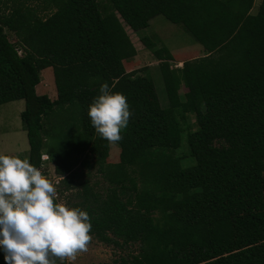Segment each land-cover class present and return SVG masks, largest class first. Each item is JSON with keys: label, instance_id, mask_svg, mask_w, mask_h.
Masks as SVG:
<instances>
[{"label": "trees", "instance_id": "obj_1", "mask_svg": "<svg viewBox=\"0 0 264 264\" xmlns=\"http://www.w3.org/2000/svg\"><path fill=\"white\" fill-rule=\"evenodd\" d=\"M253 3L0 0V104L24 100L27 158L38 168L42 153L54 158L57 190H72V207L89 213L92 237L138 245L96 264H264V0L255 13ZM157 15L181 25L204 51L171 68L167 47L140 38L160 60L166 108L153 81L123 63L136 55L125 27L146 28ZM47 67L55 99L36 92ZM105 82L133 113L113 163L110 143L88 116ZM186 113L199 131L184 132L177 115ZM184 140L189 166L175 153ZM93 168L108 183L103 192L89 184ZM0 264H7L2 247Z\"/></svg>", "mask_w": 264, "mask_h": 264}, {"label": "clouds", "instance_id": "obj_2", "mask_svg": "<svg viewBox=\"0 0 264 264\" xmlns=\"http://www.w3.org/2000/svg\"><path fill=\"white\" fill-rule=\"evenodd\" d=\"M132 115L127 97L107 82L88 109L93 128L109 143L123 139ZM57 201L56 185L29 158L0 154V247L7 264H63L88 251L89 213Z\"/></svg>", "mask_w": 264, "mask_h": 264}, {"label": "rangeland", "instance_id": "obj_3", "mask_svg": "<svg viewBox=\"0 0 264 264\" xmlns=\"http://www.w3.org/2000/svg\"><path fill=\"white\" fill-rule=\"evenodd\" d=\"M261 0H254L252 11L255 13L258 9ZM158 21L152 29H149V38L155 43L156 47H167L173 56L172 61H169L171 68H178L182 66V62L186 60H192L204 55L202 46L197 43L190 34H188L181 25L171 23L165 19L162 15H157L152 18V22ZM135 49L136 56L134 58L125 60L124 66L128 71H139L140 75L150 78L158 96L160 106L166 108L168 104L166 91L164 88L163 78L160 68L158 66L159 60L155 59L151 50H149L141 41V37L147 33H144L142 29L139 32L132 30L129 27H125ZM6 34L10 41L15 40L13 33L6 30ZM21 52V50H18ZM52 73V71H51ZM50 70L46 69L41 71V81L37 85L39 89H36L37 93L47 94L51 99L56 97V88L51 77ZM43 88L41 89V87ZM49 86V88H48ZM51 87V88H50ZM186 91L184 86L179 89V94L183 99V95ZM24 109V100H15L0 104V154L15 155L21 158H25L28 155V140L26 131L23 128L20 112ZM184 132L188 130H198L199 128L195 121V116L191 113L185 114V119L182 120L180 115H177ZM185 136V135H184ZM217 145L219 143H216ZM120 148L116 143H111L109 148L107 162H117L119 159ZM175 153L181 158V162L184 166H189L194 163L193 157L187 154V144L184 140L180 148L175 150ZM76 168H83L79 164ZM84 169V168H83ZM44 174L49 175L53 181L58 177L54 172V158L49 157L46 161L43 169ZM89 184L97 191L103 192L108 183L103 177L95 171V168L91 169L87 175ZM75 188H79L75 185ZM72 190H62L60 192V202L66 203L72 207L74 197L71 195ZM137 244H132L127 247H116L113 245L104 244L92 237V241L88 245V251L82 252L77 256V259L70 264H96L98 262H110L113 259L127 255L131 252L137 251ZM65 264V262H63Z\"/></svg>", "mask_w": 264, "mask_h": 264}, {"label": "crops", "instance_id": "obj_4", "mask_svg": "<svg viewBox=\"0 0 264 264\" xmlns=\"http://www.w3.org/2000/svg\"><path fill=\"white\" fill-rule=\"evenodd\" d=\"M163 16V15H162ZM164 17V16H163ZM165 18V17H164ZM166 19V18H165ZM169 21V20H168ZM158 23V21H155V22H152V18L149 20V22H148V26L146 27V28H143L142 29V31L144 32V33H147L146 31H148L149 29H152V27L155 25V24H157ZM172 23V22H171ZM139 31V30H138ZM138 31H136V32H138ZM139 32H141V31H139ZM12 33V32H11ZM143 36H147V37H149L150 36V33H149V31H148V35H146V34H144ZM15 40H16V38H15ZM14 40V41H15ZM169 50V49H168ZM169 52L171 53V51L169 50ZM171 55H172V53H171ZM136 56V55H135ZM135 56H133L132 58H134ZM131 59V58H130ZM156 59V58H155ZM158 60V59H157ZM170 61H172V60H170ZM125 62V61H124ZM123 62V63H124ZM159 62H160V60H159ZM158 66H159V63H158ZM50 70V73H51V71H52V68L51 67H47V68H45V69H43V70H41V71H44V70ZM126 71H128L127 69H126ZM51 77H53V72L51 73ZM40 81H41V72H40ZM53 81H54V78H53ZM40 83V82H39ZM40 87L38 86H36V89H39ZM43 88V86L41 87V89ZM48 88H49V86H48ZM51 88V87H50ZM37 94H40V93H37ZM56 98V97H55ZM110 145H111V143H110Z\"/></svg>", "mask_w": 264, "mask_h": 264}, {"label": "built area", "instance_id": "obj_5", "mask_svg": "<svg viewBox=\"0 0 264 264\" xmlns=\"http://www.w3.org/2000/svg\"><path fill=\"white\" fill-rule=\"evenodd\" d=\"M18 54L20 55L21 54V52L20 51H18ZM43 157V159H41V166L39 167V168H41L42 169V172H43V169H44V167H45V163H46V161L49 159V157H48V155L46 154V153H42L41 154V158ZM44 173V172H43ZM47 175V174H46ZM48 177H49V175H47ZM50 178V177H49ZM59 179H60V177H56V179L55 180H53V183L56 185V188H57V185H58V183H59ZM57 193H58V201L57 202H60V194H59V192H58V190H57ZM65 262V264H70V262L69 261H64Z\"/></svg>", "mask_w": 264, "mask_h": 264}]
</instances>
